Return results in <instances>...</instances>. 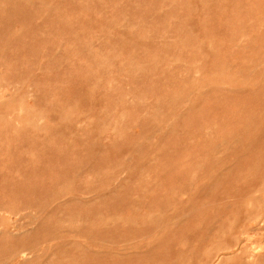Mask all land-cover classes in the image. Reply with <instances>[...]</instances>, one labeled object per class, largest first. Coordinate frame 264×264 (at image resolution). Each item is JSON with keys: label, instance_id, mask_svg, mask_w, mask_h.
Returning a JSON list of instances; mask_svg holds the SVG:
<instances>
[{"label": "rangeland", "instance_id": "rangeland-1", "mask_svg": "<svg viewBox=\"0 0 264 264\" xmlns=\"http://www.w3.org/2000/svg\"><path fill=\"white\" fill-rule=\"evenodd\" d=\"M0 264H264V0H0Z\"/></svg>", "mask_w": 264, "mask_h": 264}, {"label": "bare ground", "instance_id": "bare-ground-1", "mask_svg": "<svg viewBox=\"0 0 264 264\" xmlns=\"http://www.w3.org/2000/svg\"><path fill=\"white\" fill-rule=\"evenodd\" d=\"M251 259V258H250Z\"/></svg>", "mask_w": 264, "mask_h": 264}]
</instances>
